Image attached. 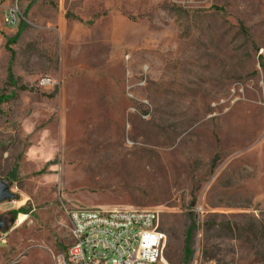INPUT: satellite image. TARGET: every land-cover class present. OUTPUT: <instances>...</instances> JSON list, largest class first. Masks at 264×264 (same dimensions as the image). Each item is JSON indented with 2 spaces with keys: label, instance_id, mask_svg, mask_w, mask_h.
<instances>
[{
  "label": "rangeland",
  "instance_id": "374dc122",
  "mask_svg": "<svg viewBox=\"0 0 264 264\" xmlns=\"http://www.w3.org/2000/svg\"><path fill=\"white\" fill-rule=\"evenodd\" d=\"M20 8L0 32V181L23 203L0 218L27 217L0 264H58L75 206L159 210L166 264L191 226L187 264H264V0Z\"/></svg>",
  "mask_w": 264,
  "mask_h": 264
},
{
  "label": "built area",
  "instance_id": "2783aa9c",
  "mask_svg": "<svg viewBox=\"0 0 264 264\" xmlns=\"http://www.w3.org/2000/svg\"><path fill=\"white\" fill-rule=\"evenodd\" d=\"M20 19V0H0V32L15 28ZM140 71L142 78L133 84H129L130 73L126 71L125 90L129 98H134V87L145 84L147 67L142 66ZM142 116L147 117L148 112ZM11 202L16 205V201ZM18 217L19 213L13 225L0 228V249L19 225ZM67 217L72 241L58 264H166L162 257L165 236L159 226V210L75 206L67 211Z\"/></svg>",
  "mask_w": 264,
  "mask_h": 264
},
{
  "label": "trees",
  "instance_id": "16d2710c",
  "mask_svg": "<svg viewBox=\"0 0 264 264\" xmlns=\"http://www.w3.org/2000/svg\"><path fill=\"white\" fill-rule=\"evenodd\" d=\"M13 197H15V196H13ZM20 211H22V210L18 209L16 211H14L13 213L16 216V214H18ZM15 220L16 219L13 218V220L10 223L9 226L13 225ZM9 226H7V227H9ZM191 230H192V226L187 230V234H186V238H185L183 264H187V262L189 261V259L191 257V248H190V234H191Z\"/></svg>",
  "mask_w": 264,
  "mask_h": 264
},
{
  "label": "water",
  "instance_id": "95a60500",
  "mask_svg": "<svg viewBox=\"0 0 264 264\" xmlns=\"http://www.w3.org/2000/svg\"><path fill=\"white\" fill-rule=\"evenodd\" d=\"M9 186L0 181V203L7 200H12L13 194L9 190ZM4 227V222L0 218V228Z\"/></svg>",
  "mask_w": 264,
  "mask_h": 264
},
{
  "label": "bare ground",
  "instance_id": "6f19581e",
  "mask_svg": "<svg viewBox=\"0 0 264 264\" xmlns=\"http://www.w3.org/2000/svg\"><path fill=\"white\" fill-rule=\"evenodd\" d=\"M23 203V201H18L16 202V205H21ZM25 216L23 214H19V217H18V224H21L24 220H25Z\"/></svg>",
  "mask_w": 264,
  "mask_h": 264
}]
</instances>
